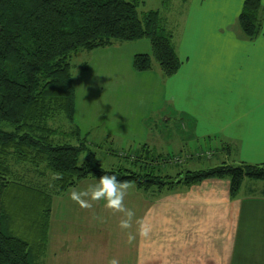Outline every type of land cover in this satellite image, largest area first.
<instances>
[{
	"label": "crops",
	"instance_id": "0c3cea01",
	"mask_svg": "<svg viewBox=\"0 0 264 264\" xmlns=\"http://www.w3.org/2000/svg\"><path fill=\"white\" fill-rule=\"evenodd\" d=\"M244 1L182 0V33L174 39L179 69L167 79L156 72L170 116L185 122L193 140L212 139L217 154L226 144L237 164L259 165L264 163V0H259L261 30L253 40L237 26ZM95 181L83 180L51 199L40 264H108L110 258L118 264H264L259 181L244 180L233 200L227 180L161 193L129 186L123 204L134 215L127 229L119 226L123 213L105 208L103 201L81 208L71 200L74 189Z\"/></svg>",
	"mask_w": 264,
	"mask_h": 264
},
{
	"label": "trees",
	"instance_id": "16d2710c",
	"mask_svg": "<svg viewBox=\"0 0 264 264\" xmlns=\"http://www.w3.org/2000/svg\"><path fill=\"white\" fill-rule=\"evenodd\" d=\"M141 4V0H0V124L13 129H0V264L41 263L51 199L83 180L115 175L143 193L187 189L207 179L227 180L231 200L244 180L264 182V163L234 167L222 163L207 170L169 175L165 173V167L170 166L167 160L160 161L163 155L155 159L147 151L137 157L139 160L133 156L126 165H110L108 171L94 161L86 134L81 135L73 123L71 57L115 42L147 39L151 57L134 56L135 71H149L154 62L167 79L179 69L166 23L157 11L138 15ZM260 11L259 0L244 1L237 26L245 39L259 35ZM58 116L73 127L70 133L49 126ZM73 141L75 144H70ZM212 142L205 140L210 146ZM221 146L230 157V147ZM20 165L32 166L39 180L50 173L54 191L21 183L14 173Z\"/></svg>",
	"mask_w": 264,
	"mask_h": 264
},
{
	"label": "rangeland",
	"instance_id": "374dc122",
	"mask_svg": "<svg viewBox=\"0 0 264 264\" xmlns=\"http://www.w3.org/2000/svg\"><path fill=\"white\" fill-rule=\"evenodd\" d=\"M141 1L138 15L157 11L165 19L175 44L174 39L176 42L182 33L179 29L181 16L185 13L182 0ZM136 55L151 57L147 39L115 42L90 52L81 51L71 57L70 74L75 88L73 123L83 133L81 135L86 134L87 149L94 161L108 171L110 165L123 164L128 160L132 162L133 156L137 158L147 151L146 154L155 159L163 155L160 161L167 160L166 164L170 166L165 167V173L169 175L187 170H207L222 163L237 166L235 155L228 157L220 151L215 153L214 149L218 146L214 142L210 146L193 140L191 130L184 129L185 122H178L176 115L170 116L163 101L161 82L157 78V65L152 62L149 71L137 72L132 63ZM166 116L169 117L168 122H164ZM48 124L67 134L73 130L63 116ZM0 129L6 132L13 130L6 124H0ZM86 153L80 155L79 164ZM128 156L130 159L126 158ZM20 167L14 168V173L21 178V183L49 193L54 191L50 173L45 180H39L32 166Z\"/></svg>",
	"mask_w": 264,
	"mask_h": 264
},
{
	"label": "clouds",
	"instance_id": "9594fccd",
	"mask_svg": "<svg viewBox=\"0 0 264 264\" xmlns=\"http://www.w3.org/2000/svg\"><path fill=\"white\" fill-rule=\"evenodd\" d=\"M128 187V182L119 180L115 175H101L85 190L74 189L70 198L81 208L91 207L90 201H103L105 208L113 212L123 213L125 218L121 220L119 226L122 229H127L134 215L123 204L125 190ZM108 264H118V261L115 258H110Z\"/></svg>",
	"mask_w": 264,
	"mask_h": 264
}]
</instances>
